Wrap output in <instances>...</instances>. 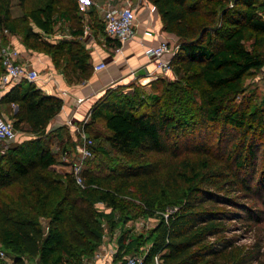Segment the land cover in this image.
Instances as JSON below:
<instances>
[{"label": "trees", "instance_id": "trees-1", "mask_svg": "<svg viewBox=\"0 0 264 264\" xmlns=\"http://www.w3.org/2000/svg\"><path fill=\"white\" fill-rule=\"evenodd\" d=\"M25 1L19 0L20 5ZM41 1L28 11L33 25L51 33L61 20L71 28V37L42 42L27 27L26 43H39L69 80L89 78L93 65L79 40L83 23L78 0ZM148 1L155 5L163 30L177 37L178 49L171 58L177 78H155L149 88L160 82L161 92L142 97L139 86L127 85L125 93L122 87L108 88L92 105L90 122L101 120L106 131L90 136L93 157L110 151L125 156L127 162L117 166L100 164L116 175L85 172L93 157L87 158L88 168L82 169L85 187H80L68 167L62 169L57 157L75 137L70 131L63 143L58 137L64 128L47 131L62 106L60 97L43 93L26 79L1 95L0 104L17 106L8 114L14 127L22 125L29 136L16 139L0 154V190L19 185L15 196L0 194V246L10 254L9 263L0 264H26V258L38 264H83L82 257L91 256L103 241L105 228L115 229L132 213L123 200L127 190L136 198L139 215L152 216L167 205L172 211L158 217L145 239L127 240L121 234L113 256L118 264H125L141 240L150 244L142 264H154L156 255L162 264L264 261L260 242L246 247L226 234L233 219L248 228L264 223V100L259 105L235 100L244 92L245 77L264 69V0ZM10 8V0H0V25L14 30ZM198 125L214 128L230 166L213 164L208 148L197 144L192 149L205 157L188 172L176 178L159 176L158 165L147 154L174 156L173 137ZM85 130L90 135L89 125ZM98 203L110 210H97ZM117 213L121 217L116 218Z\"/></svg>", "mask_w": 264, "mask_h": 264}, {"label": "rangeland", "instance_id": "rangeland-1", "mask_svg": "<svg viewBox=\"0 0 264 264\" xmlns=\"http://www.w3.org/2000/svg\"><path fill=\"white\" fill-rule=\"evenodd\" d=\"M10 2H11L10 12H11V17L14 20L15 28L14 30H11L9 27L0 25V48L3 46H6L7 44H11L15 48H17L20 53L21 51L19 49V46H21V48L23 49L46 55L47 53H45L41 49V45L39 43L37 44L33 40H29L26 43L25 29L27 27H30L31 30L36 32L39 35L38 41L41 40L42 42L54 43V41L52 40V37L54 38V36L56 35L59 38L57 40H60L62 38L61 36H65V35H66L65 37H68V36H69L68 38L71 37V35L66 34L68 33V31L71 30V28L69 27L67 22H63L61 20L59 21L61 22L59 27L51 33H45L41 31L40 29H38L35 25H33L31 19L28 17V11L31 8H34L35 6H37L38 4H41L42 3L41 0H26L23 5H20L19 0H10ZM82 3H83V0H78L79 8L81 11L80 17L82 18V21H87L86 16L91 15V14L87 10L88 8L86 7L87 4L84 5V7H82L81 5ZM56 14L57 13H55V15ZM58 23L56 24L57 26H58ZM97 24H96L97 31H102V29L104 30L103 21L99 20L97 21ZM90 30H93V27L90 28ZM173 55L174 54H172L171 58L173 57ZM56 72L61 73L65 77V79H68L64 75V71H62V69L56 68ZM170 73H173V75L171 76L165 73L164 74L165 77H161V78H163L164 81H174L175 78H177V76L174 74L173 69L171 70ZM50 80L53 81V84H54L53 88H49V89L44 88V90H42L43 93L52 94V95H54L53 93H56L57 95L61 94L63 96L67 95V91L59 87V83L58 81L55 80L54 73L52 71H43L41 77H39V79H37V81L34 83L38 87V85L40 86L42 83L48 82ZM73 81L78 82V80H73ZM128 85H131V87H136V88H138V86L142 87L144 90L143 94L139 91V96L141 97L151 91L160 93L162 86H163V84L160 82L157 84V87H153V88L150 87L146 89L140 84H136L135 82H130L128 83ZM126 86L127 85L122 86V85L116 84V87H122L120 89L124 93L126 92V90H128L127 88H125ZM169 88L171 92L173 93L174 87L170 86ZM183 89L184 87H182V90ZM0 90H3L2 85H0ZM135 98H138V97L135 96ZM242 99H244L248 103H253L257 105L263 102L264 100V69H260L257 72H251L245 77L244 92L241 95H239L237 98H235V100L238 102ZM81 100L82 98L74 99L73 107H76L80 103ZM170 102H171V99H170ZM16 109H17V106L15 104L14 106L10 105L9 107L3 104H0V114L4 116H8L9 112L10 113L15 112ZM60 109H62V106ZM103 110H108V109L103 108ZM188 116L189 114L186 115V118ZM10 118L15 124L14 119L12 117ZM90 120H91V110L86 112V114L80 118V121L76 123L78 126L84 125V128L86 125H89V129L91 130L90 136L94 135L95 133H98V135L100 134L102 135L106 133L103 127V122L101 120H97L96 122H93V123L90 122ZM15 128L17 131V138H16L17 140L20 141L29 136V133H26L23 130L22 125H18V126L15 125ZM56 128H59V129L64 128L63 133L59 132L60 135L58 139H62L64 141L62 142L65 143V141H67L66 136L69 137L68 133L70 131L72 132V129H70L69 127L65 125H56L54 126V129L52 131L49 128H47V131L50 130L51 131L50 133H53L57 130ZM173 138L175 140V143H173L175 147L174 156L170 152H167L164 154L163 153L162 154H154V153L147 154L148 159L150 161L156 162V164L158 165L159 169L157 173L162 178H165L167 176L171 178H176L180 176L179 172H188L191 169V167L194 165V163H196L201 158H204L205 156L203 154L197 153L194 149H192L194 148L193 146L197 144H202L203 146H206L208 148V153H209L208 157H210V160L212 161L213 164L214 162L218 164H226L229 166L231 164L230 158L226 157L225 155L226 151L223 153L224 143L217 141V134L214 133V128L210 125L208 126L198 125L196 126L195 131L193 132L188 131V133L185 135L181 134L178 137L176 138L173 137ZM58 139L55 140V144L53 143V148L56 147L55 150H57V146L55 145L57 144V141H59ZM9 146L5 144L4 142H0V154L5 153ZM63 147L65 148V146ZM67 148L74 149V144H72L71 146V143H68ZM70 156L72 155L70 154ZM57 158H58V161L60 162L61 156L60 158L59 157ZM89 161H91V165H89L90 167L89 169H87L88 165H85L87 161L86 160L83 161V166H85V168L87 169L85 172L97 173L102 177H106V176L110 177L112 175H116V173L114 174L112 173L110 169H105L104 167H100V164H105V165L108 164L111 166H115V165L117 166L119 164H123L127 162L125 156L119 155L113 151H110L107 154H100L99 156H96V158L93 157L92 160H89ZM62 169L67 170V167L62 164ZM181 185H182V181L180 180L178 186H181ZM18 187L19 185L12 183L4 187L2 190H0V194L1 196H5V195L15 196L18 193V190H19ZM180 190H181L180 187H178L177 190L175 189L176 193H178ZM123 200L128 202L129 209L132 211V213L129 215V217L123 218L122 221L117 224L115 229L110 231L108 228H105L103 241L97 246L96 250L91 256L82 257L83 264H104L106 260H113L114 253L117 249V240L121 234H125L127 236V240H129L130 238L136 237V236H141L142 239H145L149 235L153 227H155L156 224L158 223L159 221L158 217L161 215L166 217L167 213L172 211L171 205H167L164 211L156 210L152 216L139 215L137 214L138 210L136 208V204L138 203L136 201V198L134 197V194L131 191L127 190L123 193ZM95 207L99 211L103 210L105 212H108L110 210V208H107L103 203H98L95 205ZM119 217L121 216L117 213L116 218H119ZM41 220H42V223L45 225L46 224L45 220L43 218H41ZM226 234L227 236H231V235L235 236L236 243L243 244L246 247L250 246V244H252L253 242L258 241L261 243V250L264 251V223H261L260 225H253L251 228H248L241 221H237L233 219L232 225L230 226V229L226 232ZM149 246L150 244L147 241L141 240L138 248L136 247V249H134L130 254H127V255L128 256L135 255L138 257H144L147 250L149 249ZM25 260H26V264H38L36 260H30V259L28 260L27 258ZM0 261L4 263H9L10 261V254L6 252L1 246H0ZM254 264H264V261L255 260Z\"/></svg>", "mask_w": 264, "mask_h": 264}, {"label": "crops", "instance_id": "crops-1", "mask_svg": "<svg viewBox=\"0 0 264 264\" xmlns=\"http://www.w3.org/2000/svg\"><path fill=\"white\" fill-rule=\"evenodd\" d=\"M108 1L112 4H117L121 0H89L86 7H88L87 10L91 15L86 16L87 21H82L83 28L88 26V33L85 35L82 33L79 40L83 44L84 49L89 53V62L92 65L100 62L106 64L100 70H93L89 78L78 80V82L65 79L61 73L56 72V68L49 55L29 51L19 46L21 51L19 56L20 61L38 69L41 75L43 71H52L55 80L59 83V87L67 91L66 96L53 93L63 100V105L62 109H60L48 125L49 129H54L56 125H64L65 120L69 117H72L75 122L80 121V118L91 110L92 105L101 94L108 88L116 87V84L125 86L130 82H135L146 89L149 88L150 82L156 76L165 77V73L154 70L153 65L148 63V57L144 52V48L148 45H156L160 41H167L170 45L173 43L177 44V37L163 30L160 16L156 11L149 12L147 9L141 8L137 11L135 36L122 43L121 51L117 52L115 49L117 46L116 40L108 37L103 29L102 31H97L96 29L97 21H102V11ZM92 27L93 30H90ZM146 29L152 30L153 33L151 35L145 34L144 31ZM66 34L70 35V32L68 31ZM65 36L61 37L69 39V36ZM56 37L57 35L54 38L52 37L54 42L59 39ZM171 56V52H166L162 54V59L170 60ZM143 66H146V68L141 69ZM131 70H138V77L132 76L130 74ZM170 72L166 73L172 76L173 73ZM53 85V81L50 80L42 83L40 86L38 85V87L44 90V88H53ZM9 87L0 90V97ZM77 98H82V100L76 107H73L74 99ZM12 105L14 106V104Z\"/></svg>", "mask_w": 264, "mask_h": 264}, {"label": "built area", "instance_id": "built-area-1", "mask_svg": "<svg viewBox=\"0 0 264 264\" xmlns=\"http://www.w3.org/2000/svg\"><path fill=\"white\" fill-rule=\"evenodd\" d=\"M89 0H83L82 7L86 5ZM232 5V3H230ZM141 8L147 9L149 12L156 10L155 5L148 0H121L117 4H112L109 1L102 11V21L105 34L115 39L117 42L116 51H121L122 43L132 39L136 34L137 11ZM88 27H84L83 35L88 33ZM145 34L151 35L152 30L146 29ZM178 49V45L169 44L167 41H160L156 45L145 46L144 52L148 57V63L153 65L154 70L160 73L170 72L171 59H162V54L171 52L174 54ZM20 52L11 44H7L0 48V61L3 71L0 74V85L3 89L12 86L22 79L30 82H36L41 76L40 71L29 64L19 60ZM106 64L100 62L93 65V70H100ZM146 68L143 66L141 69ZM130 74L138 77V70H131ZM157 78V76H156ZM64 125L72 129L75 137L74 149L68 148L61 153V161L68 167L70 175L74 182L80 186L85 187V180L82 174L83 161L91 158L94 155L93 140L85 130L84 125L78 126L72 117L65 120ZM17 138V131L13 125V121L8 116L0 114V142H4L8 146L11 145ZM70 154L72 156H70ZM144 257L135 255L125 257V264H142ZM154 264H162V259L156 255L153 258ZM104 264H118L113 260H106Z\"/></svg>", "mask_w": 264, "mask_h": 264}]
</instances>
